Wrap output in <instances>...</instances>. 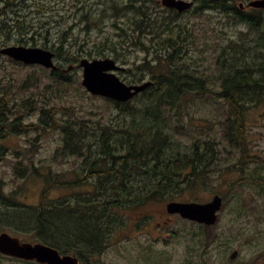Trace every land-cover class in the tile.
I'll return each instance as SVG.
<instances>
[{
  "label": "trees",
  "instance_id": "obj_1",
  "mask_svg": "<svg viewBox=\"0 0 264 264\" xmlns=\"http://www.w3.org/2000/svg\"><path fill=\"white\" fill-rule=\"evenodd\" d=\"M21 1L0 0L2 45L28 43L22 35L14 36L33 26H22ZM197 1L199 5L192 11L179 12L157 0H70L73 23L62 29L59 41L43 45L53 49L56 59L62 61L57 69H51L54 81L64 88L73 86L76 67H62L84 57L111 56L128 65L129 57L143 54L140 65L121 72L126 70L135 77L128 83L140 82L149 72L153 84L125 102L95 96L113 105L109 115H100L91 124L75 116L63 125L62 152L81 158L78 167L82 171H72L75 179H67L63 173L45 176L38 204L30 205L20 193L7 192L0 179V232L7 231L23 241L47 243L62 253H76L82 264H93L92 257L100 254L110 236L126 224L124 211L138 210L152 201L179 200L176 198L187 190L204 188L206 172L217 160L216 141H202L193 135L190 143L184 141L190 133L181 122V114L176 119L172 116L183 100L195 93L201 98L222 99L227 107L222 139L249 160L246 114L264 102V8H243L238 4L242 0ZM63 6L59 0H45L39 9L57 12ZM212 9L225 14L235 27L230 35L222 32L215 43L213 63L219 72L218 88L211 87L208 69L196 63L190 48L196 42L194 21L179 20L186 13ZM75 20L87 33L99 32L106 21L109 30L92 48L87 38L74 35ZM5 56L14 64L27 65ZM45 96L48 106L50 96ZM5 104L6 100L0 99V130L5 128ZM44 110L41 121L49 118L55 128V107ZM7 150L0 143V165ZM33 170L35 175L44 176L39 167ZM62 188L74 190L73 195L55 199L53 191ZM141 223L138 221L139 227Z\"/></svg>",
  "mask_w": 264,
  "mask_h": 264
},
{
  "label": "rangeland",
  "instance_id": "obj_2",
  "mask_svg": "<svg viewBox=\"0 0 264 264\" xmlns=\"http://www.w3.org/2000/svg\"><path fill=\"white\" fill-rule=\"evenodd\" d=\"M44 1H21L19 12L22 26L33 25L14 33V36L22 35L27 39L28 43L22 45L44 48L45 43L59 41L62 29L73 23V6L70 0H59L64 6L57 12L39 9ZM249 1L251 0H242L238 4ZM197 5L199 2L196 0L194 8ZM182 19L194 21L196 42L195 45L191 43L190 48L193 49L196 63L205 64L208 69L211 87L218 88L219 72L213 63L215 43L223 33L230 35L235 31V27L231 26L232 20L217 9L203 13H186L179 18ZM82 27L83 24L75 20L74 35L81 39L87 38L88 45L92 48L109 30L108 21L99 32L90 30L87 33ZM46 29L49 33H46ZM207 40L210 42L207 43ZM10 45L17 43H0V48ZM142 57L143 54L139 57H129L128 65L117 62L125 69H135L142 62ZM8 59L7 56L0 55V99H5L7 106L3 115L5 128L0 130V136L4 134L5 137L0 139V143L8 148L0 165V179L4 181L7 192L20 193L24 202L34 205L40 200L45 176L63 173L67 179H75V173L72 171H82L78 167L81 158L67 156L62 152L63 125L75 116L86 119V122L91 124V121H95L100 115H109L113 105L102 97L91 95L85 89L82 85L81 67H76L72 75L73 86L64 88L54 81L50 75L51 69L41 65L14 64ZM55 62L59 65L62 61L55 58ZM62 68H67V65ZM201 69L204 70V65ZM121 71L117 73L125 82L135 79L131 72ZM146 80H152L149 72L138 83ZM49 85L51 86L48 88ZM45 95L50 96L48 106L44 104L47 102ZM201 96L195 93L186 97L183 105L179 106L172 116L176 119V116L181 114V122L190 133L186 134L184 141L190 143L192 135L199 136L202 141H216L213 146L216 148L217 160L206 172L204 188L196 192L187 190L183 196L176 199L207 202L214 195H221L224 204L219 211L220 222L209 231L219 235L217 240L208 237L210 243L206 245L202 243V240L207 238L202 232L204 228L175 220L173 229L171 228L174 234L164 241H154L150 235L145 234L144 228L138 226V217L150 209H162L172 200L152 201L138 210L123 212L126 224L110 236L100 254L92 257L93 264H187L188 261V264H258V257L264 251V102L251 108L246 114L251 144L247 155L254 158L246 160L241 157L243 153L240 150L238 152L227 140L222 139V120L227 117V107L222 99ZM45 107H55L58 114L54 117L55 128L51 126V119L41 121L45 115L42 112ZM27 125H30L31 129ZM33 167H39L44 176L35 175ZM31 170L33 172L26 177ZM68 172L70 174H67ZM72 193V189H56L53 191V197L58 200L69 199ZM235 249L239 254L235 259H231L230 255ZM161 258H167L165 263ZM82 261L83 259L81 264ZM0 264L39 263L0 254ZM84 264L90 263L85 261Z\"/></svg>",
  "mask_w": 264,
  "mask_h": 264
},
{
  "label": "water",
  "instance_id": "obj_3",
  "mask_svg": "<svg viewBox=\"0 0 264 264\" xmlns=\"http://www.w3.org/2000/svg\"><path fill=\"white\" fill-rule=\"evenodd\" d=\"M158 3L184 12L194 7L195 0H158ZM247 5L264 8V0H251ZM244 6L241 3V7ZM0 53L25 64H40L47 68H58L54 60L55 52L50 49L10 45L0 48ZM78 66L83 69L82 84L87 91L93 95L117 101H128L153 84L151 80L138 84L126 83L117 73L124 69V66L112 57L82 58ZM72 68H74L73 64L69 65L68 70ZM166 206L170 213H179L184 218L212 225L218 221V212L223 206V197L216 194L212 200L204 203L172 200ZM0 253L20 259L35 260L41 264H80V258L76 254H63L58 248L43 242L23 241L7 231L0 233ZM237 255L238 251H234L231 258L234 259Z\"/></svg>",
  "mask_w": 264,
  "mask_h": 264
},
{
  "label": "flooded vegetation",
  "instance_id": "obj_4",
  "mask_svg": "<svg viewBox=\"0 0 264 264\" xmlns=\"http://www.w3.org/2000/svg\"><path fill=\"white\" fill-rule=\"evenodd\" d=\"M150 211H148L150 213L147 212V213L139 216L138 219L140 222H142L140 227L144 228L145 234L150 235V237L154 241H156V240L159 241L160 239L164 241V239H166L167 237L172 236L174 234V230H172L173 229L172 226H173V223L175 220H182V221H185V223H189L191 225L196 224L199 227L204 228V230L202 232L206 234L207 238L202 240V243H204L206 245H208L210 243L208 237L211 239L214 238L216 241L218 236H219L217 234H214L212 231H211V233H209L210 228L212 229L216 225L219 224V222H220L219 218L215 224L207 225L204 223H199L195 220L184 218L179 213H170L167 210L166 206H164L162 209H150ZM153 229H154V231H153ZM151 242H153V241H151ZM208 248H209V246H208ZM208 248H207V250H208ZM234 251H238V250L235 249V250H233V252ZM232 253H231V255H232ZM238 254H239V252H238ZM231 255H230V257H231ZM166 259L167 258H161L160 260L163 263H165ZM205 260H203V262ZM257 262H258V264H264V251L262 254H260V257H258ZM188 263H189V261L187 262V264Z\"/></svg>",
  "mask_w": 264,
  "mask_h": 264
},
{
  "label": "bare ground",
  "instance_id": "obj_5",
  "mask_svg": "<svg viewBox=\"0 0 264 264\" xmlns=\"http://www.w3.org/2000/svg\"><path fill=\"white\" fill-rule=\"evenodd\" d=\"M245 12V11H244ZM22 62V61H21ZM223 64V63H222ZM261 68H262V66H261ZM176 87V86H175ZM178 87V86H177ZM148 89V88H147ZM118 102H120V101H118ZM117 103V102H116ZM118 104V103H117ZM240 110V109H239ZM133 156V155H132ZM7 195V194H6ZM10 196V195H9Z\"/></svg>",
  "mask_w": 264,
  "mask_h": 264
}]
</instances>
